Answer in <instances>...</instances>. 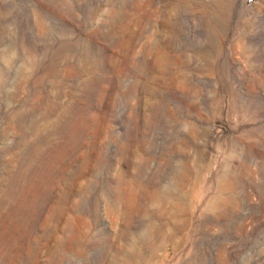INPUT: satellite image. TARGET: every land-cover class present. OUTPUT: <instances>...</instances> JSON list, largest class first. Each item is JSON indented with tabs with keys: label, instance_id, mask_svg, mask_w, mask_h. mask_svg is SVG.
<instances>
[{
	"label": "rangeland",
	"instance_id": "374dc122",
	"mask_svg": "<svg viewBox=\"0 0 264 264\" xmlns=\"http://www.w3.org/2000/svg\"><path fill=\"white\" fill-rule=\"evenodd\" d=\"M0 264H264V0H0Z\"/></svg>",
	"mask_w": 264,
	"mask_h": 264
},
{
	"label": "bare ground",
	"instance_id": "6f19581e",
	"mask_svg": "<svg viewBox=\"0 0 264 264\" xmlns=\"http://www.w3.org/2000/svg\"><path fill=\"white\" fill-rule=\"evenodd\" d=\"M79 124L80 123H78L77 126ZM77 128L78 130L76 131H79L83 129V126L80 124V126H78ZM78 147H79V141L76 138H71L69 139L68 142H65L64 144L63 143L60 144L58 146L56 153L52 154L51 157L46 160V167L40 172L41 182H43L44 185L46 186V190L49 191L58 184H60L61 187L62 186L64 187L65 191L61 192L60 197L65 200H74L75 198H77L78 200H84L86 198V195L83 193V191L87 188L88 183L84 185L83 184L79 185L74 180L72 181L70 177V172H71L70 169L72 168V163L73 161L78 160V157L75 155V153L78 150ZM82 158L85 161H89L92 157L85 155ZM101 160L102 157L99 156L98 161ZM118 199L120 198L118 197Z\"/></svg>",
	"mask_w": 264,
	"mask_h": 264
},
{
	"label": "built area",
	"instance_id": "2783aa9c",
	"mask_svg": "<svg viewBox=\"0 0 264 264\" xmlns=\"http://www.w3.org/2000/svg\"><path fill=\"white\" fill-rule=\"evenodd\" d=\"M248 1V3H252L253 2V0H247Z\"/></svg>",
	"mask_w": 264,
	"mask_h": 264
}]
</instances>
